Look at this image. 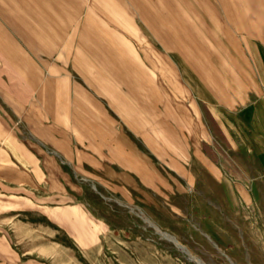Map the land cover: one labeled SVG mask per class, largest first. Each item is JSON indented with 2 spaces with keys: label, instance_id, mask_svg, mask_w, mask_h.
Segmentation results:
<instances>
[{
  "label": "crops",
  "instance_id": "0c3cea01",
  "mask_svg": "<svg viewBox=\"0 0 264 264\" xmlns=\"http://www.w3.org/2000/svg\"><path fill=\"white\" fill-rule=\"evenodd\" d=\"M226 184L264 186V0H0V264Z\"/></svg>",
  "mask_w": 264,
  "mask_h": 264
},
{
  "label": "rangeland",
  "instance_id": "374dc122",
  "mask_svg": "<svg viewBox=\"0 0 264 264\" xmlns=\"http://www.w3.org/2000/svg\"><path fill=\"white\" fill-rule=\"evenodd\" d=\"M257 187L256 200L246 203L236 200L235 185H219L224 201H194L191 210L182 202L175 217L123 207L96 250L48 236L65 246L53 264H264V186Z\"/></svg>",
  "mask_w": 264,
  "mask_h": 264
}]
</instances>
